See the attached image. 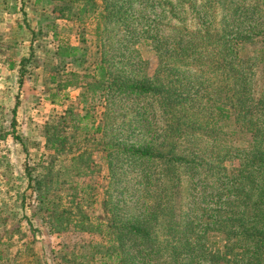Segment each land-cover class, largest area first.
Listing matches in <instances>:
<instances>
[{"label": "rangeland", "instance_id": "rangeland-1", "mask_svg": "<svg viewBox=\"0 0 264 264\" xmlns=\"http://www.w3.org/2000/svg\"><path fill=\"white\" fill-rule=\"evenodd\" d=\"M59 45L78 47V62L60 63ZM98 65L107 89L84 78L57 92L65 75L87 77ZM246 81L252 110L242 120ZM68 110L90 139L114 147H94L81 175L45 139V125ZM263 137L264 0H0V264H264V241L236 236L227 215L239 202L222 208L240 163L260 172ZM42 181L94 224L150 223L155 251L125 238L120 257L107 259L100 234L50 232L37 201Z\"/></svg>", "mask_w": 264, "mask_h": 264}, {"label": "trees", "instance_id": "trees-1", "mask_svg": "<svg viewBox=\"0 0 264 264\" xmlns=\"http://www.w3.org/2000/svg\"><path fill=\"white\" fill-rule=\"evenodd\" d=\"M55 1L64 2L66 0ZM78 10V15L81 16V14L84 13V10L83 8H79ZM95 21L96 23L94 30L97 31L98 22L96 17ZM79 50L80 49L78 47L59 45L56 53L57 60L60 63H64L65 61L70 62L72 60L73 62H78L79 56L77 53ZM23 61L24 60L21 62ZM23 73L24 71L22 70L20 73V80L22 79ZM65 78L66 79L63 81L61 80L57 84V92L76 86L77 84L81 83L84 78H90L91 81L98 78L100 81V87L102 89H107L111 83L107 70L103 65L94 67V73L90 76L86 77L70 74L65 75ZM126 89L130 91V93L136 94H147L156 91L155 89L145 85H130L127 86ZM247 89V81L242 82L240 91L237 93V104L240 103L243 106V108H241V112L243 114L239 115L242 120H245L248 112L252 110L245 95L248 92ZM85 96L86 95L84 93L81 94V98L84 101L86 100ZM259 102L260 100H258L256 104ZM256 104L253 103V105ZM217 110L219 111V115L227 118V116L224 114L225 109L223 107L219 106ZM79 122V115L71 110H68L64 116L50 121L44 127V134L48 147L54 151L55 154L70 155L69 159L73 164L71 170L75 171V175H81L85 169L89 168L88 160L86 158H89L91 151L95 149L94 147L100 145V150L103 151H110L114 148L110 143L97 141L93 138L90 139L88 131L86 128H81ZM79 131H83L84 133L79 134ZM134 153L140 158L146 157L147 159H151L161 157L167 158L169 162L175 160L179 162L182 161L175 157H171L170 155H156L153 152L145 150H137ZM259 154H261L259 158L255 157V159H257V163L260 164V172L256 177L253 176V174L244 172L245 169L247 170V168L244 167L243 163H240L239 168L236 169L235 173L232 175V178H227V181L231 184L229 190H226L227 194H230V197L227 202L222 204V208L225 212V206L230 207L234 204H238L239 202L240 209L236 210L234 214H232L231 211L227 214L229 217L231 216L230 219L234 224H238V226L232 225L235 228V231L236 228H238L240 231V233L236 234V236L239 235L240 237H244L245 240L246 238L254 237L260 241V244L258 243L257 247L261 248V244L264 241V151L260 152ZM244 173L246 175L242 176ZM257 177H261V179L256 181L255 179ZM28 179L32 181L30 174ZM37 185V190L35 188L37 191V201L40 205V211L43 213V215H45L44 219H47V227L50 232L60 233L72 230L86 234H100L102 237H104L103 239H108L107 247L104 252L105 254L102 256V258L107 259H111V257L114 256L115 260H117V258L120 257V251H124L123 248L125 238H132L134 242L139 245L145 244V248L142 245V247L138 249L140 253L146 252V254H150L151 252L155 251V246L150 233V223L148 224V222L146 223V221H144L140 225H136L123 222L115 217H111L107 223L94 224L90 221V218L86 216L85 213L80 209V204L77 203L73 207L72 202L69 201L67 206L57 203V197L54 195V189L52 187H47L44 181L37 183ZM42 185H45V189L42 188ZM50 195H52V198H50ZM226 218L227 216H225V219ZM249 218L251 219L248 221ZM252 218L254 219L253 222H251ZM259 218L261 219V223L259 222V224H256L255 220H259ZM101 227L104 228V232L101 230ZM226 233V237L229 239L231 234H234L235 232L234 230H226ZM90 246L91 244L89 247ZM96 249L97 247L93 246L84 259L89 260ZM138 251H136V253H138ZM76 259H78V257L75 258V260ZM126 262V257L119 260V263L121 264H126Z\"/></svg>", "mask_w": 264, "mask_h": 264}]
</instances>
